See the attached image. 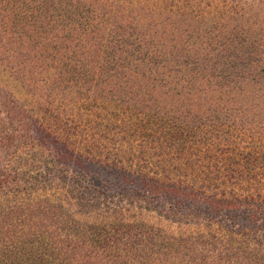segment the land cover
Segmentation results:
<instances>
[{
	"label": "trees",
	"instance_id": "16d2710c",
	"mask_svg": "<svg viewBox=\"0 0 264 264\" xmlns=\"http://www.w3.org/2000/svg\"><path fill=\"white\" fill-rule=\"evenodd\" d=\"M172 3L0 0V264H264L261 240L173 238L127 213L187 204L202 214L189 216L196 226L213 222L238 196L204 197L171 173L225 187L264 160V0L205 13ZM86 104L119 110L153 166L184 154L188 164L128 192L116 155L72 148V114ZM91 171L121 178L109 188L118 192L90 181ZM257 209L248 216L264 224Z\"/></svg>",
	"mask_w": 264,
	"mask_h": 264
},
{
	"label": "rangeland",
	"instance_id": "374dc122",
	"mask_svg": "<svg viewBox=\"0 0 264 264\" xmlns=\"http://www.w3.org/2000/svg\"><path fill=\"white\" fill-rule=\"evenodd\" d=\"M171 1L173 2V7L177 6L181 9L200 13H205L208 9L214 10L224 8L227 10L232 7L240 6V3L243 2V0ZM11 87L17 95L19 94L18 96L21 95L20 89H18L14 84L11 85ZM86 105L87 106L81 107L79 111L72 114V116H75L78 120H80L78 129L76 130L78 134L75 133L71 137V142H74L72 148H74L75 151L83 152L86 146H89L91 143V145L96 144V146H94V150H98L99 152L101 151L102 154L110 153L113 156L116 155L120 160H122L120 166L123 167V170L120 175L125 176V182H130L128 184L123 182L122 185L128 192L137 190L141 183L150 184V179L155 178L156 176H161L162 178V175L164 174V171L161 169L162 167L165 169H172L173 166H180L181 168H184L185 163H187L186 160L189 159L186 154H184L183 158L179 161H175L171 166H153L154 162H156V158L150 155L152 149L149 148L147 140L143 141L140 140L138 136L129 135V133L132 132V129L130 128L131 123L126 120L124 121L125 116H123L119 110L115 112L113 111V108L106 106L103 111H96L95 107L91 106V104ZM124 133L128 137H125ZM141 149H147L145 161H139V157H137ZM156 150H158V147L153 148V151ZM245 153V151L243 153L240 151V153L234 154V158H237L240 162H242V157ZM143 162H146L145 165ZM100 165L105 167L103 163ZM252 165L254 166L244 170L245 175H247L249 179H244L240 182L235 181L225 187H215L202 184L201 176H199L196 172L192 173L189 171L184 173L181 171L179 174L178 172L171 173L169 178L172 180L178 178L177 180L186 182L185 184L189 187H193L202 194H205L204 197H211L213 193L218 196L219 190H223L226 194L233 192L236 196H238L239 200H241L239 206L229 214H222L220 218L214 219L213 222L206 221L200 226H196V224L192 222L191 217L195 215L200 218L202 214L201 212H198V209H186L185 207L187 204L179 209H174L172 212L168 211L167 213H160L162 211L159 209V204L156 205V211L150 210L138 213L136 209H133L127 213L137 216L145 223L153 226L155 230L161 231L160 233L169 235V237L178 238L180 236H194L193 238L196 239L197 236H201L205 237L206 240H210V237H212L214 239H212L213 242L217 243L219 246H222L227 243V241L231 240L233 242V246L247 244L249 246L251 245V248H255L256 240H261V242L264 243V224L261 223V219L257 218L254 219V222L256 223L254 225L253 218L251 220L252 216H248V214L249 209L252 206L257 207L258 212H261L264 208V160L256 164H247V166ZM91 166L92 168H95L93 163H91ZM105 169L107 170L110 168L105 167ZM153 172H157L156 175ZM87 174L90 175L89 172H87ZM91 176L93 178H89L90 181L92 180V182H94L97 186L102 185L100 187L101 189L106 188L108 189V192H118L116 189L109 188L115 187L121 178L116 180L114 176L99 177L94 175L92 171ZM126 176H129L130 178ZM100 178L102 179L101 181ZM202 206L204 210L206 208L208 209L207 203ZM125 209H129L127 205ZM209 224L212 226L210 227ZM231 229L234 230L233 233H230Z\"/></svg>",
	"mask_w": 264,
	"mask_h": 264
}]
</instances>
